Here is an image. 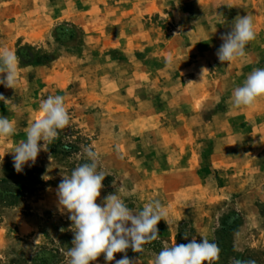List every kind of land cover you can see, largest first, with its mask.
Listing matches in <instances>:
<instances>
[{
  "label": "rangeland",
  "instance_id": "rangeland-1",
  "mask_svg": "<svg viewBox=\"0 0 264 264\" xmlns=\"http://www.w3.org/2000/svg\"><path fill=\"white\" fill-rule=\"evenodd\" d=\"M238 15L257 35L222 64ZM0 48L19 58L15 89L0 84L11 100L0 116L16 128L0 139V264H68L72 222L56 192L85 147L107 175L98 204L123 186L130 208L158 199L168 212L159 239L127 249L130 259L152 264L166 245L207 238L221 249L215 264H264V98L232 103L264 68V0H0ZM54 95L70 123L17 173L11 152Z\"/></svg>",
  "mask_w": 264,
  "mask_h": 264
},
{
  "label": "clouds",
  "instance_id": "clouds-1",
  "mask_svg": "<svg viewBox=\"0 0 264 264\" xmlns=\"http://www.w3.org/2000/svg\"><path fill=\"white\" fill-rule=\"evenodd\" d=\"M256 35L251 16L235 17L230 31L221 36L223 43L216 53L219 61L224 64L244 58L247 44ZM18 74L17 55L10 49L0 48V84L15 89ZM259 98H264V68L253 69L243 85L234 89L232 103L237 108L250 107ZM0 101L6 106L11 102L3 94H0ZM38 111V118L25 129L26 139L20 141L11 152L17 173L23 172L29 162L34 164L41 151L47 152L49 145L58 138L59 130L70 123L65 99L61 95L42 100ZM15 132V123L7 116H0V139L11 137ZM83 151L86 162L75 167L69 176H63L56 192L60 209L67 210L72 222V247L66 252L70 258L68 264H91L101 254L106 262L139 264V260L130 259L126 255L127 249L142 253L145 244L158 240L160 235L157 225L161 220L168 224V212L158 199L145 203L142 210L130 208L118 194L125 191L123 186L115 194L107 195L103 205L98 204L96 201L101 195L102 182L107 175L97 171L99 153L92 147H85ZM220 251L219 245L207 238L199 241L192 238L186 244L164 246L155 254L152 264H215L220 259ZM116 253L125 255L116 260ZM232 264L255 262H245L234 257Z\"/></svg>",
  "mask_w": 264,
  "mask_h": 264
}]
</instances>
